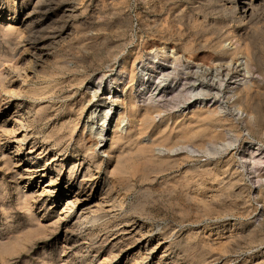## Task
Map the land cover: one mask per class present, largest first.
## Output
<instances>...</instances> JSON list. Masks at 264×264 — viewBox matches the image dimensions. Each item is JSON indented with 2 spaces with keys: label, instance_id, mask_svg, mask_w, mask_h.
<instances>
[{
  "label": "rangeland",
  "instance_id": "obj_1",
  "mask_svg": "<svg viewBox=\"0 0 264 264\" xmlns=\"http://www.w3.org/2000/svg\"><path fill=\"white\" fill-rule=\"evenodd\" d=\"M0 72V264H264V0H0Z\"/></svg>",
  "mask_w": 264,
  "mask_h": 264
},
{
  "label": "bare ground",
  "instance_id": "obj_2",
  "mask_svg": "<svg viewBox=\"0 0 264 264\" xmlns=\"http://www.w3.org/2000/svg\"><path fill=\"white\" fill-rule=\"evenodd\" d=\"M243 5V4H242ZM248 5V4H247ZM247 5H245V8L247 9ZM244 8V7H243ZM250 10H251V8H250ZM241 11V10H240ZM243 15H244V13H243ZM246 16H247V14H246ZM12 25V24H11ZM9 27H10V25H9ZM10 28H12V27H10ZM7 29V28H6ZM5 29V30H6ZM6 32V31H5ZM11 32H13L12 30H10V31H8L7 33V35H11L12 36V34H10ZM15 33V32H14ZM20 35V34H19ZM10 36V37H11ZM10 37H8V38H10ZM18 37V36H17ZM20 37H21V35H20ZM22 38V37H21ZM6 40V39H5ZM18 40H20V38L18 39ZM9 42H10V40H9ZM11 46V45H10ZM13 46H15V45H13ZM238 51V48H235L234 49V51H233V53H236ZM134 66V65H133ZM123 69H129L130 70V76H129V84L130 83H133V88H134V86H135V83H134V80H135V69H134V67H131L130 66V64L128 63V62H126L124 65H123ZM2 72V71H1ZM0 72V73H1ZM147 75V79H150V75H148V73L146 74ZM81 76V75H80ZM124 76V75H123ZM3 77V76H2ZM2 79V78H1ZM101 79V82H99L97 85H96V90H95V93L97 92V91H100V90H102V89H104L105 90V88H106V90H108L110 87V83H108V82H105V88H103L102 86V83H103V81H104V77H101L100 78ZM119 80H122V78L121 77H119ZM143 81H145V78H141V83L143 82ZM118 83H119V81H118ZM146 83V82H145ZM82 84V81L80 80V81H77V87L78 86H80ZM131 85V84H130ZM117 86V85H116ZM127 87V86H126ZM146 88V87H145ZM122 89H125V87H123ZM135 89V88H134ZM148 89V88H147ZM167 89H169L170 90V88L169 87H166V86H163V87H157V88H155V89H153L152 90V93H151V96H152V98H153V96L155 97V95L157 96V95H159V94H163V93H165V91L164 90H167ZM131 91V90H130ZM145 91V90H144ZM172 93H174V90H170ZM243 92V90H242V88H238V89H235V90H233V94L234 95H237V97L240 99V100H244L246 97H244L245 96V93H242ZM150 93V92H149ZM111 94V93H110ZM118 94V92H117V90L114 92V96H112V95H110V96H112L113 98H118L119 96L117 95ZM248 96V95H247ZM137 97H139L138 95H137V93L134 91V90H132L127 96H124L123 98H122V103L123 104H125V105H127L128 106V108H129V112H130V114H131V116L133 117V118H136L137 120H139L140 122H141V125H143V123H144V120L146 119V118H151L152 116H153V114H152V109H151V106H143V107H141L140 106V104H139V101L137 100ZM151 98V97H150ZM241 104V103H240ZM244 104V103H243ZM82 106V105H81ZM246 106V105H245ZM127 108V109H128ZM246 108V107H245ZM195 109V108H194ZM112 110L110 109V112H111ZM154 111V110H153ZM255 111V110H254ZM264 111V110H263ZM262 111V112H263ZM209 113H211V114H213V113H218V110L217 109H213V110H209L208 111ZM252 113V112H251ZM109 114V113H108ZM106 115V117L107 116H110V115ZM127 114V113H126ZM129 114V113H128ZM196 114V113H195ZM75 116V115H74ZM119 116H121V115H119ZM123 119V118H122ZM122 119H120V121L122 120ZM147 122V121H146ZM145 122V123H146ZM164 122V121H163ZM148 123V122H147ZM165 124V123H164ZM72 126V125H71ZM119 126H120V123H117L116 124V126H115V128H117V129H120L119 128ZM144 126V125H143ZM164 126V125H163ZM178 127V126H177ZM160 128V127H159ZM163 127H161V129H162ZM140 130H142L141 128H140ZM107 131L105 130V128H104V130H102V132L99 134L100 135V141L101 142H104V140H105V136H106V133ZM118 132V131H117ZM119 132H120V130H119ZM122 132V131H121ZM116 133V132H115ZM167 133V132H166ZM165 133V134H166ZM133 134H134V132H133ZM157 134V133H156ZM128 135V134H127ZM139 132L137 133V135H135V136H131V137H129V138H127L126 137V139L124 138L125 136H123L122 135V133L121 134H117L116 136H117V138H115V141H114V146L116 145V147H118V146H121L123 143H125V141L127 142V140L128 141H135V142H139ZM163 136V135H162ZM25 137H26V135H25ZM114 138V137H113ZM143 139V138H142ZM26 139H22L21 141H25ZM173 140V139H172ZM152 141V140H151ZM100 142V143H101ZM153 142H155V141H153ZM99 143V142H98ZM141 143V142H140ZM199 143V142H198ZM138 144V143H137ZM171 144V143H170ZM174 144V143H173ZM178 144V143H177ZM194 144V143H193ZM133 145H134V142H133ZM140 145V144H139ZM35 146L36 145H33V146H31V150L29 151V152H36L35 151ZM100 146H104V145H100ZM132 146V145H131ZM138 146V145H137ZM141 146V145H140ZM169 146V145H168ZM149 147V146H148ZM135 148V147H134ZM143 148V147H142ZM171 148V147H170ZM186 148V147H185ZM127 149V148H126ZM144 149V148H143ZM153 149H154V147H153ZM159 149V148H158ZM117 150V149H116ZM135 150V149H134ZM157 150V149H156ZM131 151V150H130ZM171 151V150H170ZM18 153H19V151H17ZM126 152V151H125ZM124 153V152H123ZM108 154H110V153H108ZM89 168V167H88ZM19 175V174H18ZM86 176H89V175H86ZM92 176V175H91ZM87 178V177H86ZM209 196V195H208ZM26 200H28V199H26ZM208 201V200H207ZM26 201H24V204H26L25 203ZM29 203V202H28ZM28 205V204H27ZM221 208V207H220ZM213 246V245H212ZM228 258V257H227ZM207 260V259H206ZM218 260V259H217ZM214 261V260H213ZM212 261V262H213ZM224 263V262H223ZM209 264H211V263H209Z\"/></svg>",
  "mask_w": 264,
  "mask_h": 264
}]
</instances>
